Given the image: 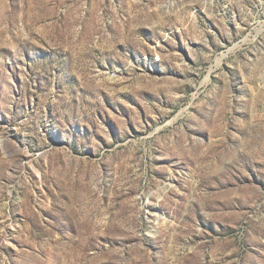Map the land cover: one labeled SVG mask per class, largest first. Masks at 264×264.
I'll list each match as a JSON object with an SVG mask.
<instances>
[{
    "label": "rangeland",
    "instance_id": "1",
    "mask_svg": "<svg viewBox=\"0 0 264 264\" xmlns=\"http://www.w3.org/2000/svg\"><path fill=\"white\" fill-rule=\"evenodd\" d=\"M0 264H264V0H0Z\"/></svg>",
    "mask_w": 264,
    "mask_h": 264
}]
</instances>
